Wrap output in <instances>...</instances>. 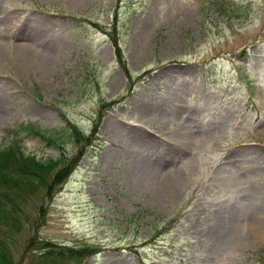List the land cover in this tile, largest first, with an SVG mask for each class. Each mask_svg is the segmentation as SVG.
Here are the masks:
<instances>
[{
	"label": "rangeland",
	"instance_id": "374dc122",
	"mask_svg": "<svg viewBox=\"0 0 264 264\" xmlns=\"http://www.w3.org/2000/svg\"><path fill=\"white\" fill-rule=\"evenodd\" d=\"M6 148L12 264H264V0H0Z\"/></svg>",
	"mask_w": 264,
	"mask_h": 264
},
{
	"label": "trees",
	"instance_id": "16d2710c",
	"mask_svg": "<svg viewBox=\"0 0 264 264\" xmlns=\"http://www.w3.org/2000/svg\"><path fill=\"white\" fill-rule=\"evenodd\" d=\"M87 143L89 145L90 141L88 140ZM82 155L80 152L71 163L77 162ZM15 156V148L0 150V264H12L10 252V248L14 245L12 233L19 231L28 221L24 217L25 213L21 210L22 205H24V195L35 191L39 185L47 186L48 192H52L55 187L63 183L62 181L71 172V169L66 168L65 172H57L53 176H48L49 170L53 169L52 164L49 163L43 168L46 171L37 174L28 168L29 163L33 164V158L23 162L16 159ZM42 211L44 210L41 207L39 215H42ZM33 240L35 239L33 238ZM86 249L88 248L86 247ZM37 250L38 264H55L70 257L80 261L86 255L85 247L66 249L59 245H53V243L44 244Z\"/></svg>",
	"mask_w": 264,
	"mask_h": 264
},
{
	"label": "bare ground",
	"instance_id": "6f19581e",
	"mask_svg": "<svg viewBox=\"0 0 264 264\" xmlns=\"http://www.w3.org/2000/svg\"><path fill=\"white\" fill-rule=\"evenodd\" d=\"M148 117H149V116H148ZM150 120H152V119H151V116H150Z\"/></svg>",
	"mask_w": 264,
	"mask_h": 264
}]
</instances>
